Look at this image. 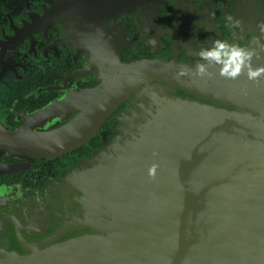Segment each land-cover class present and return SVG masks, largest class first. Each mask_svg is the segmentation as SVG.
Segmentation results:
<instances>
[{
  "label": "water",
  "instance_id": "1",
  "mask_svg": "<svg viewBox=\"0 0 264 264\" xmlns=\"http://www.w3.org/2000/svg\"><path fill=\"white\" fill-rule=\"evenodd\" d=\"M249 49L257 53L252 66H264V45ZM181 68L124 66L90 90L99 99L77 125L56 128L48 119L66 111L62 102L6 135L5 154L52 159L87 143L135 93L131 115L57 192L43 189L37 203L3 188L5 205L15 192L30 213L37 209L24 228L40 240L28 246L20 234L31 253L5 251L0 264H264V78L226 79L218 65L208 66L211 75L177 78Z\"/></svg>",
  "mask_w": 264,
  "mask_h": 264
},
{
  "label": "flooded vegetation",
  "instance_id": "2",
  "mask_svg": "<svg viewBox=\"0 0 264 264\" xmlns=\"http://www.w3.org/2000/svg\"><path fill=\"white\" fill-rule=\"evenodd\" d=\"M215 40L264 45V0H0V255L31 253L20 234L28 246L40 240L24 228L37 209L30 213L15 192L5 205L3 188L37 203L43 189L57 192L59 181L115 134L123 113L131 115L135 93L87 143L52 159L28 163L5 154L6 135L62 102L66 111L48 119L56 128L77 125L99 99L90 90L120 77L124 66L159 61L192 69ZM15 165L17 173H5Z\"/></svg>",
  "mask_w": 264,
  "mask_h": 264
},
{
  "label": "clouds",
  "instance_id": "3",
  "mask_svg": "<svg viewBox=\"0 0 264 264\" xmlns=\"http://www.w3.org/2000/svg\"><path fill=\"white\" fill-rule=\"evenodd\" d=\"M257 53L255 49H249L224 40H215L209 48L201 49L198 53L201 63L196 65L195 72L188 68H181L177 73V78L195 75L204 77L211 75L208 71L209 65H218L219 74L226 79H238L241 75H246L251 81H258L264 78V66L253 67L252 60ZM206 62V63H205ZM156 165L149 168V176L155 177Z\"/></svg>",
  "mask_w": 264,
  "mask_h": 264
}]
</instances>
